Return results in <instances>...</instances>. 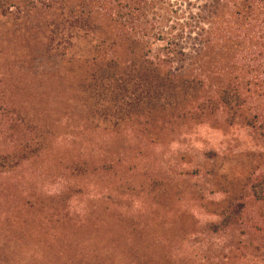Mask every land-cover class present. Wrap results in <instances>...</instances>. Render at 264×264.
I'll return each mask as SVG.
<instances>
[{"label": "rangeland", "instance_id": "obj_1", "mask_svg": "<svg viewBox=\"0 0 264 264\" xmlns=\"http://www.w3.org/2000/svg\"><path fill=\"white\" fill-rule=\"evenodd\" d=\"M37 24L0 6V156L25 137L11 120L41 147L30 197L18 193L26 179L0 173V264H264V129L170 116L153 143L133 146L73 93L70 58L86 45L48 51ZM152 46L156 56L164 43ZM68 177L70 213L51 199ZM82 202L89 215L75 231Z\"/></svg>", "mask_w": 264, "mask_h": 264}, {"label": "trees", "instance_id": "obj_2", "mask_svg": "<svg viewBox=\"0 0 264 264\" xmlns=\"http://www.w3.org/2000/svg\"><path fill=\"white\" fill-rule=\"evenodd\" d=\"M0 6L37 21L33 31L48 51L58 40L86 45L70 58L77 64L67 72L73 93L89 111L125 127L133 146L153 143L170 116H241L245 127L264 129V0H0ZM155 41L164 46L152 56ZM10 122V132L23 130L25 137L11 143L5 162L0 156V173L17 185L26 179L14 191L28 198L41 147L37 136L26 138L29 126ZM51 199L57 211L73 210L70 177ZM89 209L80 204L75 231Z\"/></svg>", "mask_w": 264, "mask_h": 264}]
</instances>
